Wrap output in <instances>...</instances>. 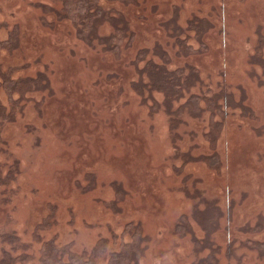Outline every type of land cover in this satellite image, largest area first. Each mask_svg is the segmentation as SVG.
I'll return each instance as SVG.
<instances>
[{
    "label": "rangeland",
    "instance_id": "rangeland-1",
    "mask_svg": "<svg viewBox=\"0 0 264 264\" xmlns=\"http://www.w3.org/2000/svg\"><path fill=\"white\" fill-rule=\"evenodd\" d=\"M101 4L128 23L118 51L81 40L61 0H0V40L13 41L0 68L38 87L0 127V180L18 167L0 182V258L42 264L45 242L81 254L102 239L96 264H109L138 226L140 264H264V0ZM163 54L170 71H197L190 93H228L215 144L189 92L136 90Z\"/></svg>",
    "mask_w": 264,
    "mask_h": 264
},
{
    "label": "trees",
    "instance_id": "trees-1",
    "mask_svg": "<svg viewBox=\"0 0 264 264\" xmlns=\"http://www.w3.org/2000/svg\"><path fill=\"white\" fill-rule=\"evenodd\" d=\"M66 12V17L73 23L76 28L77 36L84 42L92 45L95 42L103 46L104 51H118L120 45L125 39L126 31L128 29V23L124 21V18L117 15L114 11H108L101 4L102 0H61ZM108 2H120L124 4L137 5L138 0H104ZM105 24H110L113 27L114 32L110 35L104 36L100 34L101 28ZM1 27V26H0ZM13 41L0 40V53L4 50H8L12 47ZM136 59V63L139 61H146L145 53ZM164 60V64L158 65L152 60L147 61L145 65V72L149 78V82L143 84V82H137L135 85L136 90L140 91L141 95L148 94L153 91L164 92L169 102L180 100L184 96V92L190 91L193 87L200 82L199 75L195 69H189L188 74H184V70L179 72H172L167 69L168 59L165 54L161 55ZM188 68L186 67L185 71ZM141 72V74H143ZM37 81L30 78L27 80L10 79L6 77L0 68V89L5 90L8 96V104L6 105L0 99V127L2 128L6 123L14 121L17 114L22 111L25 97L28 93L36 91ZM170 90V92H169ZM210 93V95L208 94ZM19 93V94H18ZM201 93V92H200ZM14 94L19 96L16 98ZM208 96H201L198 94L189 95L188 105L196 108V115L200 116L203 112L208 110L211 113L210 116V131L206 134L208 139L215 144L218 139V130L221 128L222 121H215L216 116L223 118L226 117V108L228 107V93L225 90L221 92H213L212 89L207 91ZM204 101L206 108L200 106L198 102ZM170 104V103H169ZM185 106V105H184ZM182 109H185V107ZM197 106V107H196ZM203 111V112H202ZM208 140V142H210ZM213 146V144H212ZM18 167L12 168V172L7 177H3L0 182L8 183L9 180L14 178L17 174ZM179 226L180 230L186 231L188 224L186 219L181 222ZM126 233L130 236V243L123 241L120 252L114 253L111 257L109 264H140L139 259L142 255L140 241L143 237L141 229L138 226H133L130 229H126ZM3 241L11 242L13 240L19 241L18 238L11 236L10 234L2 236ZM21 246V245H19ZM108 244L106 240H100L95 248L87 253L83 251L81 254L72 253L69 247L58 246L54 241H48L42 244L40 250L39 261L42 264H96V260L102 255L107 248ZM24 253V247L22 245ZM34 259L33 255L21 254L19 256L13 255L11 252H4L2 258H0V264H28Z\"/></svg>",
    "mask_w": 264,
    "mask_h": 264
}]
</instances>
